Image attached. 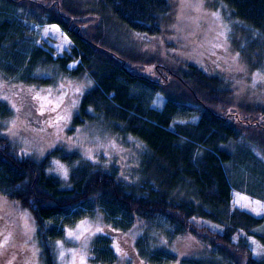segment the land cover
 Returning a JSON list of instances; mask_svg holds the SVG:
<instances>
[{"label": "trees", "instance_id": "1", "mask_svg": "<svg viewBox=\"0 0 264 264\" xmlns=\"http://www.w3.org/2000/svg\"><path fill=\"white\" fill-rule=\"evenodd\" d=\"M220 1L235 23L264 38V0ZM88 5L0 0V78L33 93L55 78L87 74L91 86L73 107L71 129L93 125L113 145L109 162L103 154L95 163L63 147L36 160L19 156L0 132V198L31 215L38 263L57 264L55 243L80 218L98 211L120 245L126 247L138 230L127 255L140 264H264V255H254L250 244L264 248V215L232 201L237 191L264 202V97L249 99L250 90L239 97L227 62L203 69L142 60L144 54L113 31L107 16L133 34L157 38L169 25V0H97L87 10ZM48 24L71 41L61 55L34 35V26ZM73 61L76 66L68 68ZM249 62L247 70L262 65L264 45L251 49ZM149 64L153 72L141 71ZM158 96L160 107L154 104ZM7 115L0 101V119ZM52 160L67 166L66 180L49 172ZM11 226L2 218L3 253ZM111 243L109 235L96 238L91 261L116 264L120 257L112 254ZM13 261L12 256L6 264ZM15 264L32 261L27 256Z\"/></svg>", "mask_w": 264, "mask_h": 264}, {"label": "rangeland", "instance_id": "2", "mask_svg": "<svg viewBox=\"0 0 264 264\" xmlns=\"http://www.w3.org/2000/svg\"><path fill=\"white\" fill-rule=\"evenodd\" d=\"M85 1L91 5L97 0ZM169 1L171 5L167 19L169 25L164 26V31L157 38L133 34L110 15L107 16L113 31L125 36L133 48L144 54L142 60L160 58L164 60L162 64L168 67L169 64L175 67L185 62L203 69L214 66L218 61L227 62L233 69L232 73L236 74L235 78L231 75L230 77L232 82L234 81L232 88L239 92V97H243L246 90L251 91L246 96L249 99L259 100L260 97H264V62L258 69L244 68V66L249 68L251 49L264 45V38L257 39L252 35L254 33L235 23L228 8L220 0ZM90 5L86 6L87 10ZM95 22L93 20L86 24L90 28ZM33 32L38 43L44 48L51 49L54 56L61 55L71 45L68 36L55 24L36 25ZM230 38L232 39L228 45ZM166 45H169L168 48ZM235 46L238 47V52L243 53L241 59L238 58L240 55L235 51ZM76 63V61L69 63L68 68H74ZM144 66L141 71L148 74L153 72L152 64ZM45 75L51 76L48 73ZM55 80L56 78L48 86H39L31 93L33 90L24 88L20 84L4 82L0 78V101L8 109V115L0 119L1 134L22 157L39 160L52 148L63 147L67 150L79 151L84 158L95 163L100 161L99 157L103 154L105 161L109 162L113 153L111 136L107 133L101 135L100 129L93 125L73 129L70 126L71 116L75 112L73 107L79 103L82 93L91 86L90 78L84 74L80 79H60L59 82H53ZM154 104L160 107L162 98L158 96ZM137 150L140 151L139 146ZM115 152L114 156L117 154ZM49 172L63 180L68 176L67 166L57 160L51 161ZM232 201L234 206L240 209L256 216L264 215L262 201L237 191L233 192ZM1 216L6 221L9 220L12 226L10 242L5 249L7 251L4 253L0 251V264H6L12 256L15 262L21 263L28 256L32 264H39V253L33 238L35 226L28 211L18 210L13 204L0 198ZM165 225L163 224L162 227ZM137 233L138 230L135 229L130 233L132 237L128 239L126 247L120 245L101 214L94 211L93 215L80 218L65 232L63 239L55 243L57 264H102L100 261L93 263L89 251L93 241L101 235L111 236L112 254L120 257L116 264H140L132 260L131 255H127V249L135 245ZM250 244L254 255L257 257L264 255V248L259 247L252 240ZM122 248L124 250H121ZM15 262L13 261V264Z\"/></svg>", "mask_w": 264, "mask_h": 264}, {"label": "snow or ice", "instance_id": "3", "mask_svg": "<svg viewBox=\"0 0 264 264\" xmlns=\"http://www.w3.org/2000/svg\"><path fill=\"white\" fill-rule=\"evenodd\" d=\"M70 235H71V233H70ZM77 239H79V237H76Z\"/></svg>", "mask_w": 264, "mask_h": 264}]
</instances>
